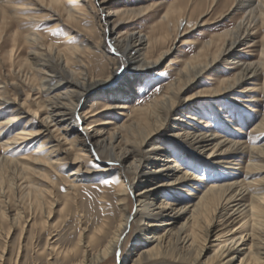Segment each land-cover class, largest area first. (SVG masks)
<instances>
[{
    "label": "bare ground",
    "instance_id": "1",
    "mask_svg": "<svg viewBox=\"0 0 264 264\" xmlns=\"http://www.w3.org/2000/svg\"><path fill=\"white\" fill-rule=\"evenodd\" d=\"M6 1L0 0L4 7L0 11V15L4 16L3 19L9 14L6 9L9 3ZM22 1L23 6L15 7V13H18L20 8H35L38 10L36 17H40L37 21H41L46 16L56 20L47 27L48 31L62 26L73 28L72 25L82 21L84 17L81 15L79 6H65L63 0ZM25 1L34 2V4L25 3ZM85 1L86 6H90L89 2ZM106 2L107 0H102L93 8V11L96 9L101 12L96 13L95 18L104 32L102 42L86 39L84 42L60 47L55 42L45 40V37L39 36L33 30L25 31L24 38L28 51L22 66L29 69L26 71V80L37 79L39 82L33 86L38 89L39 94L43 93L39 100H36L38 108L34 109L27 101H21L20 96L11 98L7 91L10 84L7 81H0V109L12 105L14 110L4 123L0 122L3 124L1 126L15 123L25 115L31 116L32 119H36L38 125L40 124L38 129L33 130L27 127L32 124L28 118L19 132L6 140L2 139L0 145L4 146L5 150L0 154V166L2 162L15 165L26 169L25 172L33 176L38 171L36 165L47 163L49 166L51 164L54 166L63 159H70V165L76 166V172L90 171L92 168L85 164L88 158L84 152L94 156H102L104 153L105 156L108 155L109 161L118 162L121 167L120 175L124 177V180H120L121 182L117 185V200L121 205L123 216L116 228L106 241L105 225L89 235L85 217L79 213L80 232L75 249L58 247L51 242L50 239L54 238L51 226L54 224L50 223V219L53 208L59 201L55 199L52 190L41 193L44 203L50 196L48 211L45 214L41 202H37L38 213H41L43 217V229L48 230V237L44 249L34 248L38 252L35 254L45 255L48 264H57L51 261L54 258H63L64 262L58 264H105L107 258L119 248L131 221H138L142 233V239L139 240L141 242L123 257L122 264H175V262L178 264L185 262L231 264L242 253L239 264H264V175L260 177L256 174L264 173V109L246 138L245 136L229 138V136L218 134L212 128H203L194 124L193 121L197 120L194 113L184 115L188 119L181 118L183 116L179 114L181 111L191 113L192 110L191 107H188V110L187 105L182 103L187 102L188 98L181 101L180 93L190 82H195L199 74L213 68L223 59L228 64H234L233 68L237 71L232 77L219 78V85L209 91L213 93V96L228 95L236 88H244L243 85L261 71L264 60L250 62L238 55L240 50L249 44V37L254 34V31L264 28V0H225V3H222V0H174L168 3L167 10L162 15L160 33L152 31L150 34L137 30L124 31V20L127 18L125 15L132 14L135 10L112 7L104 13ZM188 8L189 11L193 8L190 12L191 16L188 15ZM39 13L42 15L39 16ZM210 14L219 18L239 15L240 18L233 28L203 43L200 50L186 61L182 69H178V75L176 74L174 81L170 82L168 90L147 106L138 109L139 113L131 123L117 124L115 122V127L108 134L101 132L100 128H81L84 118L78 112L81 110V101L84 97H88L94 89L103 88L101 94L112 99L113 104L110 106H119L118 108L124 111L127 106L120 100L126 97L127 93L132 92L135 82L138 81L137 78L146 75L158 65L161 59L171 52L180 36L188 34L199 25H204L207 22L205 17ZM17 32L14 36V48L11 49L12 58L16 48L20 46ZM107 40L118 51L120 57L115 61H109L110 59L106 57L109 63L105 66L103 61L105 54L103 52L102 55H98L97 50L103 47L102 43L107 46ZM189 42H191L190 38H185L183 41V43ZM262 42L263 48L260 53L261 57H264V35ZM5 44L6 42L1 46ZM241 46L242 48H239ZM99 58H101L100 63L97 62ZM123 63L128 67V74L126 73L127 76L122 84L128 90L120 87L122 84L119 87L110 85L111 76ZM91 69L97 70L96 75L94 72L91 73ZM23 83L27 85V82L23 81ZM18 85L15 88L19 90L23 84ZM247 89L248 86L244 88V91ZM259 89L264 91L262 86H259ZM254 100H257L256 96L252 101L246 102L250 104ZM261 101H264V93ZM246 102H240V105L249 107L250 105ZM258 109L257 106L253 107L252 112ZM174 113L178 116L171 120L170 117ZM178 120L186 121V126L181 131L175 130V127L179 126ZM63 125L68 130L70 128L78 130L73 139V145L77 146V149L73 153L72 148L61 147L62 138H57L55 134L58 127ZM195 130L199 131V134H196ZM163 133L177 139L180 142L179 147L176 146L179 152H182L185 157L191 156L192 159H196L197 163L206 153L208 158L213 157L211 161L208 160L209 163L206 162V165L213 163L218 166L235 167L234 164H238L235 158L237 155H231V152L233 154L239 152L242 154L241 157H246L247 160L243 177L238 178L234 175V179L227 182L206 186L203 192L197 195V201L182 205L175 200H167L164 196L167 189L177 190L184 183H190L193 186L195 181H201V179L182 169L175 160L170 158L164 148L169 143L165 140ZM41 135L45 143L51 139L54 140L50 144L59 141L49 146L51 147L48 151L49 157L37 154L20 157L6 154L11 144L24 143ZM43 146L41 144L39 151L47 150ZM169 146L172 147L170 152L176 151L175 145ZM54 152H57L55 153L57 155L53 159L50 154L53 155ZM63 155L66 156L62 157ZM55 160L60 161L55 162ZM41 176L48 178L47 172L41 173ZM79 180L78 177H73L68 181V196L61 210L68 205L69 199L77 200ZM11 186L12 188L9 189L13 192L15 185ZM134 189V197L138 204L136 209L130 211L128 194ZM159 193L163 195L159 196ZM191 194L193 195V192L188 191V195ZM5 195L3 193L0 195V228L3 221H8L10 227H14L24 220L23 231H26L24 226L30 221L31 214H25L22 209H16L14 212L7 208L10 197ZM104 197L102 195L100 200L104 201ZM219 221L223 222L224 227L215 238L214 248H210L207 252V243L214 235ZM10 230L5 238L9 237ZM6 242L7 240L3 243L4 249L0 250V264L6 261L5 254L8 248ZM241 246L243 248H240ZM46 248L49 249L47 252ZM24 249L25 246L20 245L14 264H21L20 256L23 257ZM78 253H81V256H78Z\"/></svg>",
    "mask_w": 264,
    "mask_h": 264
},
{
    "label": "rangeland",
    "instance_id": "2",
    "mask_svg": "<svg viewBox=\"0 0 264 264\" xmlns=\"http://www.w3.org/2000/svg\"><path fill=\"white\" fill-rule=\"evenodd\" d=\"M100 1L102 0H87L90 6H86V1L84 2V0H63L65 6H79L81 9L80 12L82 13L81 15L84 17L82 21L72 25L73 28L62 26L52 31H48L47 27L55 23L56 20L46 16L43 17L41 21H37L40 17H36L38 16V10H35V8H20L19 12L15 13L16 9L14 8L23 6L21 5L23 1H6V3H9L6 7L9 14L5 16L4 19V16L0 15V81H7L8 84H10L7 87V91L11 98L20 96L21 101H27L32 108L35 109L38 108L36 100H39L40 96L43 95V93H38L37 88H33L35 84L37 85L39 83L37 79L31 81H28V79L26 80V71L29 69L28 67L24 68L22 66L28 51V45L24 38L25 31L33 30L35 33H38L39 36L45 37V40L55 42L60 47H65L66 44L84 42L86 39L93 42H102L104 39V32L95 18L96 13L100 14L101 12L99 10L96 11V9L93 11V8L98 5ZM172 1L174 0H107L105 4L106 8L103 9V12L107 13L108 8L112 7L135 10L134 13L125 15L127 18L124 20L126 27H124V31L137 30L144 34H150L152 31L160 33L162 15L166 12L168 3ZM25 3H29V1H25ZM30 3L34 4V2ZM222 3H225V0H222ZM3 8V5L0 3V11ZM192 9L189 11L188 8L189 16H191L190 12ZM12 10H14V12ZM41 15L42 13H39V16ZM33 16L34 18H32ZM239 18V15L231 18L228 16L219 18L218 16H212L210 14L205 17L207 22L204 25H199L188 34L180 36L171 52L165 55L159 64L154 66L146 75L137 78L138 81L136 80L137 82H135L132 92L127 93L126 97L121 98L120 101L122 103L125 102L127 106L124 111L118 108L119 106H110V104H113L112 99L108 98L107 95L101 94L103 88L94 89L88 97H84L81 101V110L78 112V114H82L84 118L81 128H100L101 132L108 134L113 130L116 123H131L133 118L139 113L137 111L138 109L147 106L155 98L160 97L168 90L169 84L174 81V77L178 75L179 70L182 69L186 61L200 50L203 43L213 38V36L214 38L218 37L225 30L233 28ZM113 19H115V17H113ZM124 31L122 33H124ZM16 32L17 34L19 33L17 40L20 42V46L18 49L16 48L12 58L11 49L14 48V36ZM263 35L264 28H259L257 31L255 30L254 34L249 37V44L243 48L242 46L239 47L242 49L238 56L250 62H263L264 57H261L260 53L263 48ZM185 38H190L191 42L183 43ZM5 42L6 44L1 46ZM102 44L103 47L97 50V54L102 55L104 52L105 59H103V61L105 66H107L109 61L117 60L120 55L108 40L106 41L107 46L104 43ZM106 57L110 60L108 61ZM98 60L97 62L100 63L101 58ZM233 65L228 64V62L223 59L220 63L218 62L217 65L213 66V68H209L206 72L199 74L195 82H190L184 88L179 97L182 99L181 101L188 98L187 102L182 103L187 105V109L191 107L192 110L191 113L181 111L179 113L183 116L181 118L188 119L184 115H193L194 113L197 117V120L193 121L194 124H198L203 128H212L218 134L229 136V138L248 137L247 133H249L251 127L258 122L264 109V101H261L264 91L259 89V86L264 87V65L257 76L249 79L247 81L248 84L246 82V84L243 85L244 88L248 86L246 91H244V88H236L228 95L222 94L213 96V93L209 91L215 89L219 85L220 79L232 77L237 71V69L233 68ZM96 71L97 70L91 69V73L94 72L95 74ZM126 73L128 74V67L123 63L117 72L112 75L111 78L109 77L111 79L110 85L119 87L126 78ZM23 81L27 82V85L24 84ZM18 84H23L22 88L20 86L19 90L15 88ZM120 87L128 90L123 84ZM252 87H254V89ZM254 96L257 97V100L250 102V104L246 102L252 101ZM240 102H246L250 106H242ZM252 106H257L259 109L252 112ZM218 108L219 110H217ZM12 109V105L0 109V122L3 121L2 123H4V120L12 115L14 111ZM122 112L126 114L123 115L121 114ZM176 116L178 115L174 113L170 119L174 120ZM28 118L31 120L32 124L27 127H31L33 130L38 129L40 124L38 125L36 119H32L29 115H25L15 123H10L7 126H1L3 124L0 123V143H2V139L6 140L8 137L19 132ZM178 123L179 126L175 127V130L181 131L182 128L186 126V121L178 120ZM77 131L76 129L71 130V128L68 130L65 125L58 127L55 134L57 138H62L60 141L63 149L72 148V153L77 149V146L73 145V139ZM195 133L199 134V131L195 130ZM162 135L165 140L168 141L167 143H169V145L172 144L175 145L174 147H179L178 145H180V142H178L177 139L168 137L169 134L167 133H163ZM263 137L261 139H263ZM53 140L54 139H51L45 143L43 135H41L35 139L26 140L24 143H13L10 149L6 151V154L18 157L37 154L41 156L47 155L49 157L48 151L51 148H49V146L59 142L55 141L56 143L50 144ZM41 144L44 145V149L47 148L46 151H39ZM169 145L163 147L166 148L170 158L175 160L182 169L192 173L201 179V181H195L193 186H191L190 183H184V185L177 190L167 189L164 194L167 200H175L182 205L190 201H197V195H200L206 186L212 183L227 182L230 179H234V175L238 178L243 177L245 170L244 166L247 160L246 157H241L242 154L239 152H234V154L231 152V155H237L235 158L238 164H234L235 167H228V165L218 166L213 163L211 165H206V162L209 163L213 157L208 158V154L205 153L197 163L196 159H192L191 156L185 157L182 152H179V148L177 147L175 148L176 151L170 152L172 147ZM3 147L0 145V154L5 150ZM55 153L57 152H54L53 155L50 154V157L54 159V156L57 155ZM84 153L88 158L85 164L92 168L90 171L82 170L76 172V166L70 165V159H63L62 162H59L60 160H55V162L59 163L54 164V166L52 164L49 166L47 163L36 165V167H38L37 173L30 176V174L25 172L27 171L26 169L15 165H9L5 162L1 163L0 193H3V195L6 194V197H10L7 208L12 209L14 212L16 209H22L25 214H31L30 221L24 226L26 231H23L24 220H22L19 225H15V228L10 227L8 221H3L1 223L0 250L4 249L3 243H5V240H7L6 247H8L6 248V261L4 264H14L20 245L25 246L23 257L20 256L21 264H34L35 262H37V264H48L45 255L38 256V254H35L37 250H34V248L40 250L44 249L48 237V230L43 229V217L41 213H38L39 204L37 203L40 201L45 210L44 214L47 213L50 196L47 197V201L44 203L40 195L44 193L45 190H52L55 199L59 201L58 205L56 204V206H54L52 218L50 219V223L54 224V226H51L54 237L50 239L52 243L54 242L58 247H73V249H75L80 232V214H83L85 217V225H87L89 235H92V233L96 232L102 225H105V230L107 232L105 234V241L109 238L123 216L116 192L118 189L117 185L121 182L120 180H124V177L120 175L121 167L118 162L109 161L107 158L108 155L105 156L103 153L102 156H94L88 152ZM64 156L66 155L62 157ZM45 172H47L48 178L41 176V173ZM256 174L260 177L264 175V173ZM73 177H78V179H80L78 182L80 188L77 192V200H73L72 198L69 199L68 205L64 210H61L68 196V181L72 180ZM256 177L257 176H255V178ZM12 184L15 185L13 190L14 193L9 189L12 188ZM188 191H192L193 195H188ZM134 194L135 189L128 194L130 197H128L130 211L136 209L138 204ZM102 195L105 196L104 201L100 200ZM162 195L163 194L159 193V196ZM154 197L156 196L154 195ZM222 223V221L217 222V227L213 233L214 235L211 236L207 243V252L210 251V248H214L216 244L215 238L224 227ZM9 229H11L9 237L5 238L6 234L8 235ZM35 237L37 239H34ZM140 239H142V233L139 228V222L131 221L130 226L122 237L119 248L107 258V263L105 264H122L124 260L123 257L129 251L134 250L136 245H139L141 242H139ZM243 246L240 248H243ZM47 250L49 249L46 248V252ZM242 255L243 253L236 257L231 264H239ZM78 256H81V253H78ZM51 261H55L57 264L64 262L63 258H54L51 259ZM175 264H178V262H175ZM183 264L191 263L185 262Z\"/></svg>",
    "mask_w": 264,
    "mask_h": 264
}]
</instances>
